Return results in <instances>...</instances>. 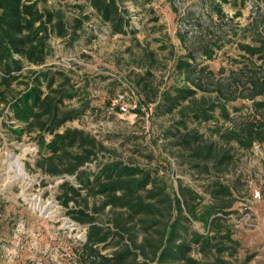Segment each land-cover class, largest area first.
<instances>
[{"label":"trees","instance_id":"16d2710c","mask_svg":"<svg viewBox=\"0 0 264 264\" xmlns=\"http://www.w3.org/2000/svg\"><path fill=\"white\" fill-rule=\"evenodd\" d=\"M48 1L0 0V106H9L14 123L11 127L18 126L12 128L15 134H36L42 153L36 163L39 171L76 180L77 185L65 180L59 196L68 216L86 227L76 264H225L219 258L214 263L200 261L193 256V245L202 252L210 249L224 254L230 250L226 242L234 240L225 222L236 202L232 188L221 181L213 182L214 203L202 207L201 196L189 187L181 185L179 195H173L158 172L122 161H99L106 148L84 130L67 127L91 107L83 98L85 88L78 86L70 70L47 65L55 51L52 40L57 38L66 47H74L88 33L92 14L108 25L112 36L131 35L138 43L135 7L144 9L152 0H86V4H76L72 19L62 7L49 8ZM194 3L189 8L193 10L179 17V24L204 33H200L198 45L177 61L183 85L161 93L155 111L164 115L177 111L176 130H170L169 135H173L176 146L192 151L210 171V165L218 168L229 164L233 156L222 153L213 142H205L198 131L189 130V121L211 122L218 112L219 117L233 122L229 105L248 100L255 119L216 132L227 143L235 142L245 150L255 143L264 144V39L254 29V44L239 43L244 56L232 60L240 68L215 80L216 75L205 63L223 51L232 37H238L240 30L235 27L229 32L224 24H202L203 19L214 17L223 22L227 16L223 6L231 3L229 0ZM240 6H233L237 16L241 15ZM88 8L92 12H86ZM14 85L23 89L18 91ZM158 97L156 93L155 100L145 102L152 104ZM47 135L52 137L49 142ZM92 163L97 170L85 169ZM192 221L202 223L203 234L189 232L187 224Z\"/></svg>","mask_w":264,"mask_h":264},{"label":"rangeland","instance_id":"374dc122","mask_svg":"<svg viewBox=\"0 0 264 264\" xmlns=\"http://www.w3.org/2000/svg\"><path fill=\"white\" fill-rule=\"evenodd\" d=\"M229 1L231 3L224 7L228 18L226 16L223 22L217 17L202 21L204 27L224 24L229 32L235 31V27L240 30L238 37H232L223 51L205 63L216 75L215 80L240 68L232 60L244 56L239 43L254 44V29L262 35V38L257 35L255 38L264 39V0ZM194 2L197 0H152L144 9H136L137 16L133 21L141 30L136 36L138 43L131 35L112 36L108 25L92 14L88 33L74 47H66L57 38L52 40L55 51L47 65L70 70L78 86L85 88L87 95L83 98L89 100L91 107L85 116L67 127L84 130L106 148L100 153L99 161H122L158 172L173 195H179L181 185L189 187L201 196L202 207L214 203L211 196L213 182L221 181L232 188L236 202L231 213L235 214L236 221L225 222L234 240L226 242L230 250L224 254L210 249L202 252L199 246L193 245L195 258L211 263L219 258L225 264H264V144L255 143L252 149L245 150L235 142L227 143L216 132L219 128L243 126L255 119L257 115L252 102L239 99L229 105L233 122L219 117L218 112L214 121L188 122L189 130L198 131L205 142H213L222 153L227 151L233 156L229 164L218 168L210 165V171L204 169V162H199L192 151L176 146L173 135H169L170 130H176L177 111L167 115L155 111L161 93L183 85V77L176 68L177 61L198 45L200 33H204L179 24L181 14L193 10L189 8ZM76 4H86V0H49L47 6L64 8L72 19ZM240 4L238 10L242 11L237 16L233 6ZM130 8L134 9L133 5ZM88 11L92 12L90 8L86 9ZM248 26L251 27L249 32ZM222 70L225 71L220 75ZM123 83L132 85L145 104V100H155V94H159L147 108L148 116H142V112L123 114L116 107L112 109V100L121 91ZM13 88L23 89L16 85ZM11 116L9 106L1 105L0 264H76L77 250L85 241L86 227L71 219L59 200L61 184L65 180L76 184V180L51 177L39 171L36 163L42 153L36 134L19 137L12 131L18 126L11 127L14 124L10 121ZM46 139L49 142L52 137L47 135ZM25 149L30 152L25 154ZM11 156L20 159L24 177L10 165ZM85 169L97 170L96 163ZM256 191L262 195L258 202L253 197ZM246 213L252 214L248 226L241 221ZM187 225L190 233H204L201 222L192 221Z\"/></svg>","mask_w":264,"mask_h":264},{"label":"built area","instance_id":"2783aa9c","mask_svg":"<svg viewBox=\"0 0 264 264\" xmlns=\"http://www.w3.org/2000/svg\"><path fill=\"white\" fill-rule=\"evenodd\" d=\"M181 15H184V13ZM114 107L123 114H138L139 112H142V116H148L147 108H150L151 104H145L140 93L132 85L123 83L121 91L112 100V109H114ZM253 197L255 202L262 199V195L259 191L254 192ZM234 215L235 214L233 213L229 214V221H236ZM251 216V213H246L241 221L244 220L245 225L248 226L251 221Z\"/></svg>","mask_w":264,"mask_h":264},{"label":"bare ground","instance_id":"6f19581e","mask_svg":"<svg viewBox=\"0 0 264 264\" xmlns=\"http://www.w3.org/2000/svg\"><path fill=\"white\" fill-rule=\"evenodd\" d=\"M29 152H30L29 149H25L24 150V153L25 154H27ZM11 158L13 159V161L10 163V165L13 166V167H15L17 173L19 175H21L22 177H24V174H23V165H22L20 159L18 157H15V156H11Z\"/></svg>","mask_w":264,"mask_h":264},{"label":"crops","instance_id":"0c3cea01","mask_svg":"<svg viewBox=\"0 0 264 264\" xmlns=\"http://www.w3.org/2000/svg\"><path fill=\"white\" fill-rule=\"evenodd\" d=\"M130 5H131V3H129V7H130ZM132 7V6H131ZM133 7H134V5H133ZM224 7H225V5L223 6V10H224ZM132 10H134L133 8H131ZM136 9H139V8H136ZM224 12H225V10H224ZM226 13V12H225Z\"/></svg>","mask_w":264,"mask_h":264}]
</instances>
